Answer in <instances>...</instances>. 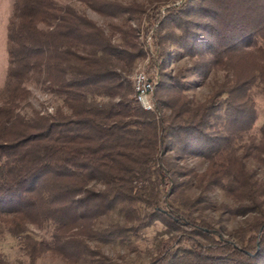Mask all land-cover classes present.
<instances>
[{"label": "trees", "instance_id": "obj_1", "mask_svg": "<svg viewBox=\"0 0 264 264\" xmlns=\"http://www.w3.org/2000/svg\"><path fill=\"white\" fill-rule=\"evenodd\" d=\"M75 1L102 16H111L112 6L124 8ZM181 1L168 6L160 25L180 28L200 74L213 68L224 78L205 101L193 103L168 77L155 89L153 110H144L130 79L117 71V61L143 55L140 46L127 38L115 44L64 0H14L0 89V225L21 236L29 264L45 253L67 264H120L87 241H123L156 221L169 235L155 241L147 264H264V184L244 162L255 159L264 169V123L258 137L250 134L252 89L264 91V0ZM124 28L116 29L136 30ZM30 84L60 96L61 106L22 114ZM169 151L204 157L207 165L182 170ZM165 182L171 191L161 205ZM193 184L202 192L220 188L237 204L221 205L229 213L253 212L236 231L239 245L223 237L230 232L219 220L203 216L207 197L191 198L186 189ZM115 209L122 222L94 227ZM29 225L51 229L49 239L27 234ZM0 264H8L1 251Z\"/></svg>", "mask_w": 264, "mask_h": 264}, {"label": "rangeland", "instance_id": "obj_2", "mask_svg": "<svg viewBox=\"0 0 264 264\" xmlns=\"http://www.w3.org/2000/svg\"><path fill=\"white\" fill-rule=\"evenodd\" d=\"M64 1L83 12L87 17L95 21L97 25L101 26L115 44L120 45L127 38L142 48L143 55L139 56L133 62L127 59L117 61V71L127 75L131 84L134 73L144 70L150 75L155 74L157 76L155 89L160 81H166L169 77L170 82L179 87L184 95L193 103H199L205 101L212 93L215 84L224 78V71H217L213 68L208 70L206 76L200 74L195 66L198 59L188 55L181 45L180 28L173 22H169L166 27L160 25L168 6L177 5L182 2L181 0L165 4H157L156 1L152 0H109L124 7L121 8L120 6V8H116L112 6L108 8V11L112 13L111 16H102L90 7L75 0ZM13 2L14 0H0V89L5 81L7 67V24L12 12ZM135 6L139 10H135ZM115 8L118 10H115ZM120 26H124L126 29H134L136 27L135 29L137 31L130 30L128 34L124 35L116 29ZM130 33L132 34L131 36H129ZM161 54L165 57L164 62L160 59ZM130 64H132L131 67ZM29 89L31 93L30 97L27 103L20 109V112L25 116H31L33 110H39L41 113H53L56 107L62 104V98L60 96L50 92L41 84H30ZM252 94L256 109V120L250 134L258 137L259 127L264 123V91L260 87H254ZM166 113V110L161 109V114L165 115ZM168 155H172V162L176 163L182 170L193 169L200 172L207 165V160L204 157L185 155L182 158H178L171 151L168 152ZM244 162L247 169L253 171L255 178L264 184V169L260 164L252 158H246ZM162 179L167 178L163 177ZM161 187L160 200L161 205H163L164 201L169 199L171 186L165 182ZM186 192L191 198L206 196L207 201L202 202L205 205L201 210L203 216L211 222L219 220L226 227L227 231L230 232V234H223V237L234 244H240L239 234L236 231L250 222L253 217V212L232 214L225 211L221 205L235 207L237 204L217 187L209 192H202L193 184L186 189ZM140 208H144V205H141ZM122 221V214L115 209L108 215L99 217L94 227L96 229L106 228L111 223ZM0 228V251L7 263L29 264V259L20 244L21 236L11 235L5 224H1ZM50 232L51 229L48 227H38L35 225H29L27 230V234L38 239H49ZM181 233V231H173L172 235H179ZM168 235L165 227L159 221H156L150 226L136 232H128L126 236H122L123 241L118 239L107 241L93 239L88 240L87 243L91 248L99 247L104 254L111 259L117 260L120 264H147L152 256V248L156 243L155 241L160 238L165 239ZM176 244L177 242L174 243V246ZM34 264L67 263L57 256L45 253ZM75 264L95 263L85 260Z\"/></svg>", "mask_w": 264, "mask_h": 264}, {"label": "built area", "instance_id": "obj_3", "mask_svg": "<svg viewBox=\"0 0 264 264\" xmlns=\"http://www.w3.org/2000/svg\"><path fill=\"white\" fill-rule=\"evenodd\" d=\"M157 83V76L150 75L148 72L141 70L132 76V87L136 102L144 110H153V93Z\"/></svg>", "mask_w": 264, "mask_h": 264}]
</instances>
